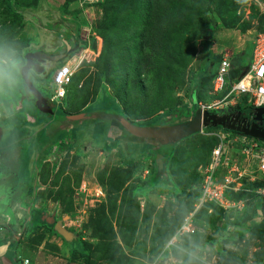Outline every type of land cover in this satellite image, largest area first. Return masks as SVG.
<instances>
[{
  "label": "rangeland",
  "instance_id": "obj_1",
  "mask_svg": "<svg viewBox=\"0 0 264 264\" xmlns=\"http://www.w3.org/2000/svg\"><path fill=\"white\" fill-rule=\"evenodd\" d=\"M101 1L91 4L84 0H0V58L19 67L15 83L4 85L1 101L6 100L14 110L18 102L25 104L27 97L35 98L28 78L34 80L37 72L27 73L21 59L28 49L64 55L59 62L42 64V78L39 76L37 81L43 87H54L57 69L65 62L73 63L72 84L67 87V99H61L60 104L76 109L79 96L85 92L89 101L83 110L86 117L73 121L75 125L62 136L53 132L55 122L67 119L57 103L50 102L52 114L41 111L36 100L31 101L38 121L51 118L44 129L36 125L37 120L29 119L27 123L22 115H7L11 119L0 139V228L6 230L5 237L0 239V256L4 244L11 243L14 257L8 254L0 264H264V212L260 210L264 201L248 194L253 184L261 181L258 172V180L247 176L237 185L244 183L235 193H242L244 200L248 198L243 210L222 211L215 205L203 206L198 210L196 234L182 238L171 249L167 247L169 236L195 210L196 196L199 190L201 193L200 167L209 162L221 135L230 137L231 133L209 126L177 144L162 146L125 129L117 135L112 121L93 117L99 111L129 113L133 122L141 126L187 119L200 103L208 104L218 97L212 93L211 81H205L199 103L192 95L196 80L206 71L215 73L224 52L231 56V65L236 69L248 66L254 39L264 31L263 14L251 0H230V7L204 0L203 18L193 27L175 24L172 35L177 42L170 46L175 54L173 65L166 62L162 71L156 61L147 60L146 65H152L151 72L161 75L151 83L146 69L143 70L148 94L145 99L139 98L132 81L127 83L125 74V68H131L130 62L125 64V48H130L131 54L136 52L133 46L146 27L145 19L128 17L119 25L118 60L123 79L116 83L118 71H109L99 59L104 43L99 29L105 19ZM130 1L125 3L141 13H149L147 0H134L136 3L132 4ZM155 26L164 28L166 24L159 20ZM199 27L201 34L200 30L195 31ZM209 27L211 34L207 35ZM151 33L147 31V37ZM189 37L192 39L187 40ZM108 74L114 84L108 82ZM147 101H155L159 108L152 109ZM235 108L229 106L214 112ZM16 119L23 121L17 125L13 123ZM178 144L181 148L176 157ZM234 145L232 151L236 152L239 149L236 142ZM204 147L207 154L196 158ZM114 148L119 149L112 152ZM191 153L195 158L190 165L181 164ZM161 154L168 155L163 173L156 163ZM244 166L249 169L247 164ZM21 190L24 202L10 206L9 198L17 197L11 193ZM131 196L137 199L133 204ZM39 210L62 219L75 239L65 240ZM255 221L263 222L261 231L254 226ZM85 249L90 250L86 257L80 252Z\"/></svg>",
  "mask_w": 264,
  "mask_h": 264
},
{
  "label": "built area",
  "instance_id": "obj_2",
  "mask_svg": "<svg viewBox=\"0 0 264 264\" xmlns=\"http://www.w3.org/2000/svg\"><path fill=\"white\" fill-rule=\"evenodd\" d=\"M99 0H84L87 3H96ZM257 9L264 15V0H251ZM230 55L224 52L212 81L214 95H221L208 104H201L203 110L215 111L226 107H235L242 103L245 106H264V31L259 32L253 44L252 56L248 66L240 77L230 80ZM74 74L71 61L62 64L53 76L54 87L47 86L51 101L59 103L66 96L67 86L72 82ZM237 136V137H236ZM238 146L236 152L234 143ZM239 153V154H238ZM247 164L249 169H246ZM249 170V172H248ZM201 175V193L195 205L194 212L186 215L175 234L167 243L173 248L188 234L197 231L194 223L195 213L208 203H214L226 211L243 210L246 198L236 200L230 197L231 192H238L244 183L239 186L243 177L250 176L252 181L258 180L264 184V140L255 137L237 134L227 137L222 134L218 144L213 148L211 158L207 164L199 169ZM250 191V190H249ZM264 201V185L254 190Z\"/></svg>",
  "mask_w": 264,
  "mask_h": 264
},
{
  "label": "trees",
  "instance_id": "obj_3",
  "mask_svg": "<svg viewBox=\"0 0 264 264\" xmlns=\"http://www.w3.org/2000/svg\"><path fill=\"white\" fill-rule=\"evenodd\" d=\"M125 1L126 0H102L100 3V5L103 7V9L105 11V19L103 21L104 22L103 26L101 25L100 29H99L100 30V36L103 38V42H104L103 47H102V52L100 54L99 59H100V63H104L103 66L106 64L105 68H107L109 71H111V70L112 71H118V73L116 74L117 75L116 83L120 82L123 79V75L121 74L122 66L120 65L119 60H118L119 52H120L119 51L120 46L117 45V42H118L117 38H118L119 33H120V32H118L119 25L121 24V21L123 19H126L128 17L137 16L140 18V20L145 19L144 20V27L145 26L146 27H145V29L141 30V32L138 34V38H137L138 43H136L133 46L136 52H133L131 54L130 48H125L126 49L125 51L128 52V54H127L128 58H127L125 64H127L128 62L131 63V68L128 66H127V68H125V71H126L125 74H127V83L132 81L131 85H133L135 87V90L138 92L139 98H141V96H142L143 98L147 99L148 94L146 93L145 80L142 78L143 77V74H142L143 70L146 69L148 81L151 83H152V80L154 78H156L158 75L159 76L161 75V72H157V71H156V73L151 72L150 68L152 67V65L147 66L146 65L147 60L149 61L152 59L153 61H156V64L157 65L159 64L160 69L162 71H163V69L161 66L163 64H165L166 62L167 63L169 62L173 65L174 59H175V54L173 55V52H172V49L170 46L177 42V41L173 40V35H172L173 31H174L175 24L177 22L178 24L182 25L185 28L187 26L193 27L197 22H199L203 18V16H202L203 13L201 11V8L204 7L203 5L205 4V1L204 0H147L146 2L148 3L149 8H150L149 13L147 11L142 12V13L140 12V10L137 11L133 5L129 6L125 3ZM212 1L213 2L216 1L219 5H224L226 7H230L229 5L231 4L230 0H229L230 2H228L227 0H212ZM129 3L132 4V3H136V2L134 0H132ZM140 3H141V5H143V1H141ZM124 5H125V7H124ZM158 15H160V17L158 19H155L156 16H158ZM159 20H164V22L166 24V26L164 28H159V27L155 26L158 24ZM147 31L152 32L150 34V37H147V34H146ZM195 31L196 32L199 31V33L201 34V28L200 27L195 28ZM205 34H207V35L211 34L210 27L207 28V31ZM195 35L196 34H194L192 36H195ZM114 37H115V39L113 40ZM191 39H192V37H189L187 40H191ZM78 48L79 47L75 48L71 54H73L76 50H78ZM136 53H137V55H136V57H134V55ZM19 56H21V54ZM21 57H22L21 59L23 61H25V59H23V55ZM170 60H171V62H170ZM100 66H102V65H100ZM231 67L232 68L230 70V76H229L230 80H233V79L240 77L246 68L245 67V68L240 69V70L236 69V67L234 66L233 63H232ZM119 69H120V71H119ZM168 69L171 70V65H169L168 68L166 67V70H168ZM216 72L210 73V72L206 71V72L202 73V75H200L199 78L196 80L195 91L193 92L192 98L194 100L196 99V101L198 103H199V101L202 100L201 98H203V96H201V92H202L201 90H203V88H205V84H204L205 81H211L212 82L215 75H216ZM108 76H109V74H108ZM108 80H109L108 82L111 81L114 84V81L112 80L111 77ZM70 85H68L67 87H69ZM212 86H213V83H212ZM210 87H211V85H210ZM118 94H119V92H118ZM116 96H118V95L116 94ZM217 96L221 97V95H217ZM66 97H67V93H66V96L63 98V100H66L67 99ZM79 97L80 98L78 100V106L76 107V109L70 110V109H67V107H65L63 104H60L61 109H63V111L66 115L72 114V113L84 112L83 111L84 107L89 103L88 93L85 92L82 97L81 96H79ZM86 98H87V100H86ZM116 100L120 101V99H116ZM147 103L150 104L152 109H154L155 106H156V108H159V104L155 103V101H153L151 103L149 101H147ZM235 107H236L235 109L245 110V111L249 110V109H254L253 106H245L242 103L236 105ZM125 115L130 120L133 121V118H131L129 113H125ZM220 128H222V127H220ZM223 129L225 131H228L232 135L233 134H235V135L240 134L239 132L234 131V130H229L226 128H223ZM232 135H230V136H232ZM179 142H177V143H179ZM217 144H218V142H217ZM215 146H213V147H215ZM179 148H181L180 145L176 146V149H175L176 157L178 156L177 150ZM206 149H207L206 147L199 149L200 154L197 152L196 158L202 156V154H205V153L207 154L208 151H205ZM208 150H210V149H208ZM175 154H174V156H175ZM174 156H172L171 158L169 157L168 162H170ZM194 158H195V156H193L191 153V155H188L186 157V163L184 160H182L181 164L183 162L185 166L190 165V162H192L191 160H193ZM164 171L162 170L161 173H163ZM262 185H264L262 182L254 183L253 188L248 193L249 196L257 195V193L254 190L256 188L262 186ZM199 194H200V190H199L198 195L196 196L195 201L198 200ZM230 197H232L233 199H236V200L244 199V196L242 193L231 192ZM130 199H131L132 204H133L134 200H137L133 196H131ZM209 205H215V206L219 207L220 209H222V211H224V209L222 207H220L214 203H208L204 207H209ZM260 210H262L264 212V208L260 209ZM39 211H41V213L43 215L45 214V212L43 210H39ZM189 211L190 210L186 211V213H188ZM198 214H199V212L197 211L195 216H194V223L196 225L198 223L196 221L197 216H199ZM250 216H251L250 218L254 217L252 215H250ZM181 223L182 222L179 223L176 230L178 229V227L180 226ZM254 226L257 228V230L261 231L263 229V222L262 221H255ZM176 230L174 231V234H175ZM196 232L193 234L185 235L184 237L187 238L189 236H192V235L196 234ZM174 234H172L169 237L171 238ZM4 237L5 236L2 235L0 237V239L2 240ZM77 247H80L78 242H77ZM8 248H10V247H8ZM86 250L87 249L80 251L81 254L85 257L90 253V250H88V251H86ZM9 251L10 252L5 251V253L2 256L7 257L8 254H10V253L13 254L12 250H9ZM74 252L76 254V250H74ZM16 262H17V260H16Z\"/></svg>",
  "mask_w": 264,
  "mask_h": 264
},
{
  "label": "water",
  "instance_id": "obj_4",
  "mask_svg": "<svg viewBox=\"0 0 264 264\" xmlns=\"http://www.w3.org/2000/svg\"><path fill=\"white\" fill-rule=\"evenodd\" d=\"M33 51V55L30 53ZM64 58L63 54L50 55L47 53H42L38 49H28L24 53V59L26 64V72L34 69L37 73L41 75L44 71L43 63L48 61L59 62L60 59ZM28 84L30 86L31 92L35 97L38 98V105L41 110L53 112L52 108L48 106L47 98L43 92L36 86L34 80L28 78ZM254 111L257 113L253 115L252 122H250L248 117H242L239 113L234 114H220L217 112H211L208 110H203L202 107H198L195 113L187 117V119L172 122L164 125H151V126H141L130 120L124 113L117 114H107L104 111H99L93 115V117L100 116V118H107L113 120L119 125H121L130 134L145 138L146 140L155 142L159 145H174L182 139L189 137L193 134L201 132L204 127H223L229 130H234L240 134L255 137L264 140V125L260 124V121L264 122L263 107H256ZM253 111V112H254ZM86 117V113H72L67 114L66 118L68 121H81ZM233 118V119H232ZM242 120V121H241ZM239 121V123H237ZM168 159L167 155H158L156 158L157 169L159 172L166 169V161ZM43 219L49 224H54L56 222V217L54 215L44 214ZM57 232L67 241H72L75 239V234L65 227L63 220L60 219L55 225Z\"/></svg>",
  "mask_w": 264,
  "mask_h": 264
},
{
  "label": "crops",
  "instance_id": "obj_5",
  "mask_svg": "<svg viewBox=\"0 0 264 264\" xmlns=\"http://www.w3.org/2000/svg\"><path fill=\"white\" fill-rule=\"evenodd\" d=\"M45 64H47L48 65V62L47 63H45ZM55 64V63H54ZM52 65V67L54 66L53 64H51ZM40 77L42 76V75H39ZM39 76H35V78H34V81H35V84H36V86L43 92V94L46 96V100H47V102H48V106H50V102H53V103H57V102H54V101H51L50 100V98L47 96V95H49L50 93H49V89L47 88V86H45L44 85V87L43 86H41V85H39V82L37 81V79L39 78ZM42 78V77H41ZM1 91V93H0V132H1V135H0V139H1V137H2V134H4V132H5V130H6V128H8L7 127V122H9L10 120H8V119H11V118H6L7 117V115L8 114H11V117L12 118H15L16 116L17 117H21V115L23 116V118L22 119H26L25 121L28 123L29 122V119L32 121V122H34V121H36L37 119H36V117H38L37 116V114L33 111V107L31 106V101L33 100H36V104H37V106H39L38 105V98L37 97H35V98H33V99H31V98H28L27 97V99H26V101H25V104L24 103H22V104H20L19 102L17 103V107H13V109L16 111V114H13L14 112V110H12V108L7 104V102H5L6 100H2L1 101V95H3V93H5V92H2V91H4L3 89L2 90H0ZM33 104V103H32ZM57 104H59V106H60V108H61V105H60V103H57ZM14 106V105H13ZM40 108V107H39ZM38 108V109H39ZM50 108H52L51 106H50ZM41 110V109H40ZM53 110V109H52ZM41 111H43V110H41ZM46 112H48V113H52L53 114V112H49V111H46ZM66 115V114H65ZM3 117H4V119H3ZM94 118H100V116H95ZM15 120V121H13V123H15V124H19V122L18 121H23V120ZM39 119V118H38ZM103 119H106V118H103ZM50 120H51V118L50 119H43V120H37V124L36 125H41L42 127H41V129H44L48 124H49V122H50ZM110 121H112L113 122V124H115L116 125V128H113L114 130H116V134L117 135H121V133H122V129H124L121 125H119L118 123H116L115 121H113V120H110ZM51 123V122H50ZM75 124L73 123V122H70V121H68L67 119H65V120H61V119H59V121L58 122H55V127H53V132H56L59 136H62V133H64V131H66V129H68V128H70V127H72V126H74ZM49 126V125H48ZM127 131V130H126ZM11 131H9L8 133H10ZM59 132V133H58ZM8 136V135H7ZM122 137V136H121ZM141 138V137H140ZM59 139V138H58ZM142 139H144V140H146L145 138H142ZM146 141H149V140H146ZM149 142H152V141H149ZM157 144V143H156ZM157 145H159V144H157ZM43 146H45V145H43ZM43 146H41L40 148H42ZM119 148H114L113 150H112V152H115V151H117ZM103 151V150H102ZM104 152V151H103ZM111 152V153H112ZM107 153H110L109 151L107 152ZM5 170L6 171H9L8 170V168L5 166ZM23 193V191L21 190L19 193H11V196L13 197V196H15V195H17V197H14V198H9V200L7 201V202H9L10 203V206L12 205V204H14V203H16L17 204V202H19V201H21V202H24V201H22V196H21V194ZM3 216V215H2ZM2 216H0V220L2 221ZM5 229L4 228H0V237L2 236V235H4L5 234ZM13 232H15V230H13ZM11 234V233H10ZM10 245V246H9ZM11 243H5L4 244V250H2V253L4 254L5 253V251L6 252H10V251H8V250H10L11 249ZM8 247H10V248H8ZM2 254V255H3ZM11 254V253H10ZM12 255V254H11ZM13 256V255H12ZM14 257V256H13ZM12 257V258H13ZM3 258H6V257H4V256H0V261H1V259H3ZM9 258V257H8ZM7 261V260H6Z\"/></svg>",
  "mask_w": 264,
  "mask_h": 264
},
{
  "label": "clouds",
  "instance_id": "obj_6",
  "mask_svg": "<svg viewBox=\"0 0 264 264\" xmlns=\"http://www.w3.org/2000/svg\"><path fill=\"white\" fill-rule=\"evenodd\" d=\"M18 71L19 67L14 62L10 63L5 59L0 58V90L3 89L6 83L9 86L15 83L16 74Z\"/></svg>",
  "mask_w": 264,
  "mask_h": 264
},
{
  "label": "flooded vegetation",
  "instance_id": "obj_7",
  "mask_svg": "<svg viewBox=\"0 0 264 264\" xmlns=\"http://www.w3.org/2000/svg\"><path fill=\"white\" fill-rule=\"evenodd\" d=\"M32 70H34V69H32ZM36 75L39 76V74H35V76ZM253 111H254V109H249V110H246V111L245 110L234 109V110H228L226 112H217V113H220V114H224V113H228V114L239 113V114H241L242 117H248L249 120H250V122H252L253 121L252 120L253 115L257 114L255 111L254 112ZM262 116L264 117V113H262ZM237 123H239V121ZM259 123L262 124V125H264V122L263 121H260ZM219 127H221V126H219ZM58 220H60V219H56V222L53 225H56V223H57Z\"/></svg>",
  "mask_w": 264,
  "mask_h": 264
}]
</instances>
